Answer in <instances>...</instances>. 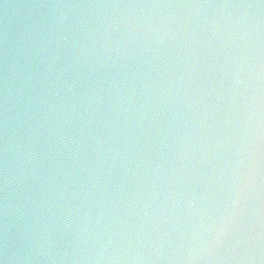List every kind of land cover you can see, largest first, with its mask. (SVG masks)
<instances>
[{
    "label": "clouds",
    "instance_id": "1",
    "mask_svg": "<svg viewBox=\"0 0 264 264\" xmlns=\"http://www.w3.org/2000/svg\"><path fill=\"white\" fill-rule=\"evenodd\" d=\"M0 264H264V0H0Z\"/></svg>",
    "mask_w": 264,
    "mask_h": 264
}]
</instances>
